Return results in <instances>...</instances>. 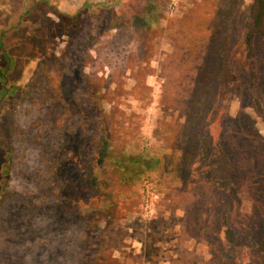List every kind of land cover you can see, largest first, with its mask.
Masks as SVG:
<instances>
[{
    "label": "rangeland",
    "instance_id": "374dc122",
    "mask_svg": "<svg viewBox=\"0 0 264 264\" xmlns=\"http://www.w3.org/2000/svg\"><path fill=\"white\" fill-rule=\"evenodd\" d=\"M254 1L0 0L13 60L0 83L11 91L0 103V264H264ZM95 82L107 90L90 101ZM111 123L154 171L133 186L107 177L121 222L101 233L87 226L98 213L79 208L100 196L88 179Z\"/></svg>",
    "mask_w": 264,
    "mask_h": 264
},
{
    "label": "trees",
    "instance_id": "16d2710c",
    "mask_svg": "<svg viewBox=\"0 0 264 264\" xmlns=\"http://www.w3.org/2000/svg\"><path fill=\"white\" fill-rule=\"evenodd\" d=\"M236 2L237 1H235L230 11V16H232L237 9ZM137 17L140 18L141 14H138ZM6 34H7L6 30H3L0 34V65L2 62L7 63L5 69L3 70L0 69V83H5V81L7 80L6 77L7 73L10 72L13 68L12 57L9 55L4 42V38ZM257 35L264 37V0H255L252 6V24L248 36L249 44H252L255 36ZM224 74L226 75L227 73L225 72ZM232 78L233 77L228 76L225 77L223 81L228 82ZM92 85L94 87V92L93 94H91L92 99H90V101H97L100 96V93L98 92L101 90L102 93H105L107 88L103 84L101 87L100 83L98 82L92 83ZM10 92H11L10 90L4 92L3 89H0V103L1 102L4 103L6 99L9 98ZM100 98L102 99L103 97ZM102 115H104V117L107 120H111L110 119L111 117L108 114L102 113ZM113 127L116 130L115 123L107 124L104 129L99 131L100 133L99 140L101 142V145L96 155V167L91 171L88 179L89 186L91 187L90 190L101 191L100 196L90 197L89 202L86 203L84 207L79 208L83 212L86 211L87 215L94 212L98 213L96 216L91 218L92 223L87 225L89 229L92 231L93 230L101 231L100 225L104 222H106L107 226H109V224L111 223L117 222L118 224L119 222H121L120 219L110 217V214L112 213L111 210L114 211L117 208H119L121 203L115 201V199L112 198L111 192H108L107 188H101L103 185H105V180L107 179V177L116 174L119 177L122 184L133 186L139 183L140 181H143L147 177L148 173L154 171V169L152 168L153 166L152 163L148 162L143 155H139V154L129 155L127 153V149H126L127 144H121L120 142L116 141L117 136H114L112 133ZM205 152H207V149H205ZM219 167L226 176H228L231 173L228 159L223 154L219 156ZM103 201L105 202V205L103 206V208L98 209L96 203H102ZM57 210L59 211V215L61 214L63 215V219L65 220V222L69 223L68 217L64 213V208L59 206ZM227 237L232 243L235 242V237L232 230L227 231ZM83 241L84 240L82 238V242ZM117 249L118 246L112 247V251L113 250L116 251ZM259 251L264 252V241L260 246ZM100 257L102 256L100 255ZM114 260L113 262L119 263L118 259H116L115 261ZM98 262L102 263L103 259H99ZM247 264H254V263H247Z\"/></svg>",
    "mask_w": 264,
    "mask_h": 264
},
{
    "label": "built area",
    "instance_id": "2783aa9c",
    "mask_svg": "<svg viewBox=\"0 0 264 264\" xmlns=\"http://www.w3.org/2000/svg\"><path fill=\"white\" fill-rule=\"evenodd\" d=\"M148 183L146 182L145 184H146V187L148 188V190H150V186L148 185Z\"/></svg>",
    "mask_w": 264,
    "mask_h": 264
}]
</instances>
